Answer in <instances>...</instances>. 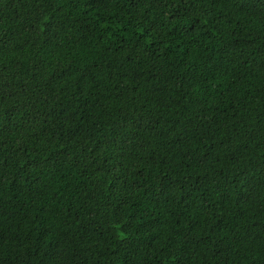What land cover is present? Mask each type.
Returning a JSON list of instances; mask_svg holds the SVG:
<instances>
[{"label":"trees","instance_id":"16d2710c","mask_svg":"<svg viewBox=\"0 0 264 264\" xmlns=\"http://www.w3.org/2000/svg\"><path fill=\"white\" fill-rule=\"evenodd\" d=\"M0 264H264V0H0Z\"/></svg>","mask_w":264,"mask_h":264}]
</instances>
